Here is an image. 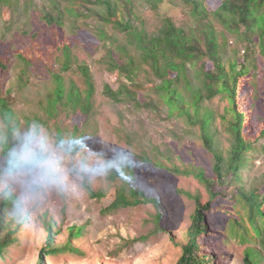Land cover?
<instances>
[{
    "label": "rangeland",
    "instance_id": "1",
    "mask_svg": "<svg viewBox=\"0 0 264 264\" xmlns=\"http://www.w3.org/2000/svg\"><path fill=\"white\" fill-rule=\"evenodd\" d=\"M95 1H81L76 8L67 0H0V96L6 97L9 107L22 119L38 118L54 129L78 131L96 148L101 143L112 144L134 155L141 166L137 170L141 184L147 182L151 173L161 178L159 194L138 190L135 180L130 189L117 183L97 184L83 195L66 200L52 198L31 229H20L6 215L5 226L0 225V237L7 235V227L13 231V241L0 252V264H39L49 233L59 252L48 255L44 264H178L198 204L208 203L214 190L230 195L240 187L248 190L264 186L263 147L248 153L240 184L226 178L232 175L228 159L236 132L231 111L228 118L222 117L228 105L223 93L201 104L202 111L209 109L214 115L209 127L213 143L207 146L199 124L192 125L184 116L168 114V107L153 88L159 79L150 68L143 64L138 85L109 69L101 30L128 45L136 57L139 53L128 43L126 32L115 25V18H101L107 16L106 8ZM113 1L121 9H132V14L126 13L125 22L128 17L132 26L144 27L148 33L157 32L166 17L184 27L195 24L197 19L184 0ZM208 5L216 8L217 0H209ZM209 19L217 32L226 34L225 65L231 59L243 63L248 42L237 38L213 16ZM64 42L70 45L67 68L55 62L56 56L61 61L66 59V53L58 50ZM256 47L251 84L256 87L257 96L252 99L254 108L247 114L245 125L254 130L249 136L253 142L264 146V140L255 139L264 127V49ZM82 67L89 68L94 81V94L86 113L80 111L79 101L69 100L72 88L78 89L83 98L87 96ZM208 67H213L211 62ZM59 80L64 95L53 111L51 103L58 97ZM121 84L136 94L130 97L125 93L120 101L111 99L106 86L117 91ZM184 84L181 82L180 86L188 91ZM215 153L223 156V173L227 176L221 186L214 184L210 188L206 183L213 182L200 180L196 172L205 171L207 177L214 179ZM176 167L191 173H180ZM9 206L8 203L4 208L6 213ZM225 206L222 204L210 219V230L218 236L201 240L203 246L210 245L205 250L207 256L214 251L215 264H244L247 250L255 248L260 256L254 264H264L262 242L244 236L235 224L234 214L225 211L229 204ZM236 207L243 205L238 203ZM1 218L0 215V221ZM260 229L264 230V221Z\"/></svg>",
    "mask_w": 264,
    "mask_h": 264
},
{
    "label": "trees",
    "instance_id": "2",
    "mask_svg": "<svg viewBox=\"0 0 264 264\" xmlns=\"http://www.w3.org/2000/svg\"><path fill=\"white\" fill-rule=\"evenodd\" d=\"M67 1L72 7L77 8L82 3L81 1L87 0ZM208 1L184 0L197 18L195 24L184 27L177 25L172 18L166 17L155 33H148L144 27L132 26L128 17L125 22L126 13L132 14V9L128 6L121 9L119 4L114 3L113 0H96L95 2L106 8L107 16L101 18L105 21H109L111 17L115 18L113 21L115 25L126 32L129 38L128 43L134 46L139 53V57H136L128 50V45L119 43L116 39L109 37L105 30H101L100 38L107 47L109 69L119 77L126 78L133 85H138L143 75L141 74L143 64L150 68L159 79L153 88L159 94L160 100L168 107V114L184 116L192 125L199 124L207 146H212L213 143L209 127L212 125L214 115L209 109L202 111L201 104L206 99L214 98L218 93H223L226 97L228 105L222 117L223 119L228 118L227 114L231 111L234 122L233 130L236 132L235 144L228 159V167L232 175H226L227 177L224 175V158L219 153H215L214 179L207 177L205 171L196 172L200 180L213 182L206 184L214 188L217 184L221 186L225 182V177L240 184L242 168L249 160L248 153L259 150L261 147L264 149V146H258L249 137L254 130L247 129L245 125L247 114L254 108L252 99L257 96V89L251 84L255 76L252 68L256 66L257 61L256 46L260 45L261 49H264V0H217L216 8L209 6ZM72 11L75 14L78 13L77 9H72ZM210 16L222 22L224 27L237 38L248 42L246 49L243 50L245 52L243 63L231 59L225 65L223 59L227 45L226 34L222 31L217 32L213 20L209 19ZM51 22L54 20L51 19ZM58 50L66 53V59L61 61L60 57L56 56L55 62L60 63L63 68L69 67L70 45L65 42L61 43ZM208 62L212 63V68L208 67ZM26 63L30 65L27 60ZM81 70L88 86L87 96L83 98L78 89L72 88L69 100L70 102L79 101L80 111L86 113L91 106L90 99L94 94V81L88 67H82ZM181 82L185 83L184 87L188 91L180 86ZM193 83H196L195 87ZM57 90L58 97L51 103L53 111L64 95L61 80H59ZM105 92L115 101H120L125 93L130 97L136 94L125 84H121L117 91L107 85ZM1 96V110H12L6 97ZM255 139L256 142L264 140V127L258 131ZM177 169L183 174L191 173ZM211 196V200L205 205L201 203L197 205L192 223L186 231L188 243L183 247V255L178 264H215L212 259H217V256L214 251L207 256L206 251L210 245L207 243L203 246L201 240L218 236L210 230L209 226L211 225L210 219L214 218L222 204H226L225 207L229 204L230 207H227L225 211L234 214L235 224L241 231H244V236L254 242L260 240L264 245V230L260 229L264 221V186L248 190L240 187L230 195L223 190L220 192L214 190ZM238 203H241L243 208L236 207ZM7 204L8 202L2 204L1 228L5 226L7 220V213L4 210ZM6 230L7 235L0 237V252L13 241L11 237L13 231L7 227ZM255 233L257 236L253 237ZM57 252L59 249L53 247V234L49 233L47 244L39 257V264H44L48 255ZM246 254L244 264H254L260 256V252L255 248H249Z\"/></svg>",
    "mask_w": 264,
    "mask_h": 264
},
{
    "label": "clouds",
    "instance_id": "3",
    "mask_svg": "<svg viewBox=\"0 0 264 264\" xmlns=\"http://www.w3.org/2000/svg\"><path fill=\"white\" fill-rule=\"evenodd\" d=\"M140 167L134 155L115 145L96 148L78 131L0 110V202L9 203L7 215L22 230L35 226L52 198L83 195L97 184L130 189L135 180L138 190L158 195L161 178L149 169L141 184Z\"/></svg>",
    "mask_w": 264,
    "mask_h": 264
}]
</instances>
